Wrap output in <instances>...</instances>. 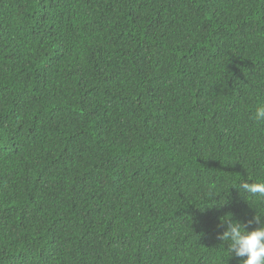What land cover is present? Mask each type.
Instances as JSON below:
<instances>
[{"label":"trees","instance_id":"obj_1","mask_svg":"<svg viewBox=\"0 0 264 264\" xmlns=\"http://www.w3.org/2000/svg\"><path fill=\"white\" fill-rule=\"evenodd\" d=\"M260 104L264 0H0V264H237Z\"/></svg>","mask_w":264,"mask_h":264},{"label":"clouds","instance_id":"obj_2","mask_svg":"<svg viewBox=\"0 0 264 264\" xmlns=\"http://www.w3.org/2000/svg\"><path fill=\"white\" fill-rule=\"evenodd\" d=\"M256 123L264 124V104H260L253 115ZM238 188L242 193L264 198V182L240 180ZM257 227L249 228L253 225ZM220 227L224 229L217 235L222 249L230 258H236L237 264H264V213L254 216L247 223L234 220L231 215L221 218ZM225 245L227 248L225 250Z\"/></svg>","mask_w":264,"mask_h":264}]
</instances>
